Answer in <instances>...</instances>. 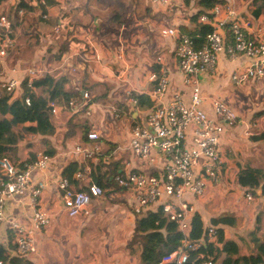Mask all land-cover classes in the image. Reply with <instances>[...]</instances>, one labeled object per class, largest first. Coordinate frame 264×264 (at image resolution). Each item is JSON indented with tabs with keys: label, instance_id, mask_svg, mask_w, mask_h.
<instances>
[{
	"label": "crops",
	"instance_id": "crops-1",
	"mask_svg": "<svg viewBox=\"0 0 264 264\" xmlns=\"http://www.w3.org/2000/svg\"><path fill=\"white\" fill-rule=\"evenodd\" d=\"M49 1L51 4L47 6L45 0H25L27 9L22 8L23 16L21 19L16 15L19 0H4L0 3V15L6 14L14 20L16 37L15 49L10 51L0 65V82L13 78H23L24 70L29 66H37L43 69L47 67L50 69L49 73L47 72L48 75L55 78L63 75L69 76L70 82L66 84L65 90L74 91L85 88L86 90L82 91H87L92 99L100 97L88 108L92 113L97 112L95 120L93 117L89 118L92 119V123L89 120L90 131L96 132L100 136L102 148H106L108 152L107 158H112L115 161L120 159L119 155L121 158L125 156L120 161L121 166L122 163L129 161L133 166L139 168L127 150L130 130L121 127L119 131L110 133V129L104 126L106 114L102 111V107L111 102L115 103L116 108L118 107L117 102L120 106H127L124 102L126 89H131L138 94L150 92L152 86L148 83V76L157 66L149 63L151 70L148 72L140 66V60L145 57L144 52L148 56L149 51L133 47L131 43L126 44V47L123 48L120 38L109 34L91 39L83 36L80 37L82 42L78 43L74 39L75 36H71L68 39L69 51L64 53L60 60L52 59L50 55L52 53L49 52L48 48L52 46L54 49L57 48L54 46L57 38L53 42L50 41L52 39L47 38L46 41L45 38H42L41 41H38L37 38H41L40 35H43V32L47 35L58 26H66V23L70 22L69 19L74 16L75 18H86L87 13L91 12L90 9L100 2L97 3L98 1L95 0L94 4L89 6L91 4L89 0L87 3L85 0H81L84 3L82 5H79V0ZM197 1L171 0L170 8L159 9L150 7L146 0L143 1L150 10L146 16H142L143 22L149 28V36L146 40L150 39L152 42L157 40L151 49L155 48L153 53L157 52L159 56L163 57V64L169 71L172 88L184 91V97L187 101L191 89L184 87L181 83V75L177 69L175 58L177 42L174 39H162L159 33L168 28H175L177 34L193 31L194 24L190 19L200 11ZM253 2L254 0H235L234 5L245 19H252L251 22H256L264 13V0L259 1L256 5ZM120 3V0H113V9H118ZM129 4H132L131 1ZM258 5L263 7L260 11H257ZM256 12H258L257 15ZM81 14L83 15L81 16ZM42 15H45L46 19L41 18ZM43 41H46V46H41ZM74 42L76 43L74 44ZM84 42H88L90 45L87 46V43ZM83 46L89 49L88 52H85ZM45 58L49 59L45 61ZM217 61L219 65L213 73L198 77V85L203 98L202 109L209 116H212V102L219 100L225 104L227 101V107L237 116L238 123L234 127H227L219 135L217 145L220 162L218 166L220 171L219 184L208 185L206 194L202 197L205 198V204L196 197L189 195L185 196V200L200 214L204 226L209 225L212 218L234 217L236 222L233 227L221 226L224 239L236 242L239 246L240 255H249L251 253L249 247L242 245L241 240L237 237H248L247 234L252 229L255 217L259 213L264 215V189L260 187L256 191V197L252 195L253 198L248 203L244 198V193L249 191L239 187L236 182V175L244 167L264 169V77L259 80H248L240 86L234 85L230 82L231 74L237 69L240 70L249 66L251 60L243 55L229 59L224 54H219ZM118 71L120 73L116 75ZM102 89H104L103 92ZM122 89L123 93L119 97V92ZM19 96L20 93L11 95L12 99H17ZM105 103L108 104L104 105ZM108 116L110 118L111 115ZM51 118L54 134L48 137V140L51 146L56 148V154L53 156L55 169L52 168L48 171L49 181L56 178L61 168L69 163L76 162L79 164L77 159H71L69 155L76 143L83 142L78 127L74 129L75 136L68 140L63 138L71 118V113L67 109L58 110V114L52 115ZM134 118L135 115L131 114L130 119L133 120ZM110 119L112 120V118ZM97 125L100 129L103 128L102 132L95 130ZM24 135L25 141L28 136L37 139V136L31 133H24ZM106 141L111 142L113 146L111 148L105 146ZM87 142L89 143V141ZM27 152L35 153V150L31 147V150L29 148ZM20 153L23 154L22 147ZM41 153L38 151L37 157ZM22 160L20 158V161ZM141 169L148 173L159 170L157 166H147ZM110 195H115L117 199H121L122 207H119L117 212L109 213L106 215V219H102L100 214L101 212L104 214L106 210L94 211L91 209L92 206H95L93 204L100 205L101 200H92L86 209L87 214H81L85 216V221L75 222L73 221L74 218H68L64 213L54 183L49 182L48 189L38 198V204L43 211L50 215L51 225L35 233L37 250L36 254L28 258V263L140 264L138 254L130 252L126 247L132 237L135 219L130 212L128 198L124 191L111 192ZM28 197L29 193L27 192L22 197H14L6 202V220L0 224V244L4 245L5 248H8L10 241L12 243L8 231L9 224L13 221L25 223L27 219H30L31 208ZM146 212H156V209L149 208ZM91 217H93L92 222L100 226L96 229V235H91L88 239V231L85 234L84 229L89 228L86 225H88ZM249 220H251L250 223ZM165 221L167 220L163 218L160 225ZM147 224V222L144 223V225ZM89 241L95 242H90V244ZM184 241L185 237L179 235L176 239L171 240V243L180 246ZM221 248V244H205L203 253L212 260L213 264H229L225 255L220 252ZM10 253L15 255V251ZM190 264H201V260L197 256Z\"/></svg>",
	"mask_w": 264,
	"mask_h": 264
},
{
	"label": "built area",
	"instance_id": "built-area-1",
	"mask_svg": "<svg viewBox=\"0 0 264 264\" xmlns=\"http://www.w3.org/2000/svg\"><path fill=\"white\" fill-rule=\"evenodd\" d=\"M234 2L222 0L199 16V24L211 27L199 47L188 35L177 34L175 28L159 33L162 39L177 42L175 58L181 83L191 89L188 101L184 91L172 88L169 71L161 56L154 59L153 66H157V69L148 76L152 89L146 95L153 103L151 108H140L134 95L138 93L133 90L126 89L124 92V102L136 121L129 132L127 150L139 168L129 161L124 162L112 180L125 192L132 215H140L149 208L160 210L162 218L172 223L177 233L185 237L184 243L163 257L159 264H187L191 253H197L201 264H213L200 250L205 244L215 243L217 229L207 226L205 238L199 241L189 239L190 220L195 210L186 202L185 196L201 198L209 184H219V135L227 127L236 126L238 118L219 100L212 102V116L202 109L198 77L214 72L219 54L229 59L243 55L251 60L249 66L231 74L232 84L240 86L248 80L264 77V13L259 20L251 22L252 19H245L239 13ZM146 3L155 9L171 7V0H146ZM16 15L21 19L22 8L17 9ZM41 18L46 19V16L42 15ZM15 47L14 20L2 14L0 65ZM46 74L43 68L29 66L25 68L23 78L0 82V96L21 94L22 87L32 90L33 84ZM82 92L83 100L79 106L75 101L67 105L70 113L84 108L90 101L89 93ZM24 103L30 105V98L25 97ZM88 108L86 115L91 113ZM47 109L51 115L58 114L59 109L54 102H47ZM110 114L112 121H117L121 112L111 107ZM86 137L89 143H76L68 154L79 164L93 159L102 150L101 138L96 132L89 131ZM147 166H157L159 170L148 173L141 169ZM52 168L55 169L53 157L45 155L38 156L30 163L22 161L21 169L7 158L0 159V171L5 175L0 178V224L6 220V202L29 193L31 216L27 219L28 223L13 221L8 226L15 254L21 259V264H28V258L36 254L35 233L51 225L50 215L41 210L38 204V198L48 189L49 182L54 183L68 218L87 214L86 209L92 200H102L104 196L105 189L91 181V169L87 165L70 177L63 178L59 172L56 178L49 181L48 171ZM244 198L249 203L253 196L246 192ZM0 264L11 263L0 261Z\"/></svg>",
	"mask_w": 264,
	"mask_h": 264
},
{
	"label": "trees",
	"instance_id": "trees-1",
	"mask_svg": "<svg viewBox=\"0 0 264 264\" xmlns=\"http://www.w3.org/2000/svg\"><path fill=\"white\" fill-rule=\"evenodd\" d=\"M4 0H0V3ZM222 0H198L197 6L200 8L194 14L190 21L194 24V30L185 32L194 42L196 47L204 41L211 27L201 25L198 23V18L201 14L212 9L216 4ZM259 1L254 0V4ZM46 5L49 6L51 2L45 0ZM19 8L27 9L25 0H19ZM263 7L258 5L260 11ZM258 12H256V15ZM68 52V48L60 49L58 56L55 57L60 60L64 53ZM157 69V68H156ZM70 82L69 76L63 75L59 78L52 77L46 74L41 80L33 84L32 90L22 87V93L17 99H12L10 94H2L0 96V159L7 158L13 165L21 169V144L23 143L24 133H31L37 136L38 143L33 145L32 148L35 153H29L25 162H33L38 154L53 157L56 154V148L51 146L48 137L53 136L54 127L51 123L52 115L47 109V102H54L58 109L64 111L68 108L71 101H75L79 106L82 103V90L85 88L77 89L74 91L65 90V86ZM156 85V82L154 83ZM39 92V95L37 93ZM139 107L142 109L151 108L153 103L150 101L146 94H134ZM30 98V105L24 103V98ZM100 97L91 98L88 104L76 112L71 113V118L68 121L67 130L63 136L68 140L75 136V127H78L80 137L83 142H87V133L90 131V124L83 123L82 126H77L73 117L85 113L91 103L96 102ZM123 107V106H118ZM129 111L128 106H124ZM81 129V130H80ZM108 148H111L110 142L105 143ZM40 154V153H39ZM108 152L96 154L93 159L87 160L80 164L76 162L69 163L64 168H61L60 175L63 178L70 177L74 172L89 164L91 167V181L102 188H106L108 194L111 192H122L123 189L115 184L112 180L113 175L118 173L121 169L120 161H113L107 158ZM96 160V161H95ZM93 161H95L93 163ZM5 175L0 171V178ZM104 182V186L103 183ZM236 182L240 188L251 192L256 197V190L259 187L264 189V169L244 167L241 168L236 175ZM106 194V190L104 192ZM195 210V209H194ZM134 228L130 242L127 244V249L130 252L138 254L140 264H159L163 257L169 255L177 249L176 245L171 243V240L176 239L179 235L177 229L172 223L162 221L160 210L156 212L142 211L140 215H134ZM148 223L144 225V223ZM211 226L217 229V238L214 244H221L220 252L225 255L229 264H264V233L262 238L258 237L261 230V214L259 213L254 220V229L252 228L249 234V243L252 245V252L249 255H240L239 246L236 242L225 240L221 226L233 227L235 225V218L232 216H222L219 218L210 219ZM160 225V226H158ZM200 214L195 210L194 215L190 220V233L189 239L191 241H199L205 238L206 228ZM10 237L12 235L9 233ZM11 251H15V245L9 242L8 248L0 244V261L3 263L21 264V259L15 255H11ZM200 252L203 253V247ZM204 254V253H203ZM197 253H191L189 256L190 264L196 257ZM32 264V263H28Z\"/></svg>",
	"mask_w": 264,
	"mask_h": 264
},
{
	"label": "rangeland",
	"instance_id": "rangeland-1",
	"mask_svg": "<svg viewBox=\"0 0 264 264\" xmlns=\"http://www.w3.org/2000/svg\"><path fill=\"white\" fill-rule=\"evenodd\" d=\"M94 1L95 0H89V3H91L89 6H91L92 3L94 4ZM97 1H98L97 3H99V2L100 3L94 5V7L92 9L89 8L91 10V12H89V14L87 13L88 16L86 18L81 19V18H75V16H74L73 18L69 19L70 22H67L66 26H64V27L61 26L58 29L55 28L54 31L47 33V35H45V33L43 32V35H40L41 38L38 37L39 39L37 38V40L41 41L40 39L45 38V40L47 41V38H48V39H52L50 41L53 42L57 38V40L54 42V44H55L54 46H56L57 48L54 49L53 46L51 48H48L49 52L52 53V54H50L52 59L57 60L55 57L58 56L60 49H64L67 47L68 51H69V49H70L69 44L70 43L68 42V39L71 36H75L74 39L78 43L80 41L82 42V40H80V37H83V36L84 37L87 36L88 38L91 39L92 37L96 38L98 36H103V35L108 36V34L110 36L113 35L115 37L120 38V40L122 41L120 43L122 44L123 48L126 44L131 43L133 47H136L138 49L142 48V49L146 50L147 52L149 51L148 56L144 52L143 55L146 58L143 56L144 58H142L140 60V66L142 69H145L147 72L149 70H151V66H149V63L153 64L154 59L157 57L155 55H158L157 52L153 53L155 51V48L154 49H151V48L157 42V40H154L153 42L150 39L146 40L149 36V32H148L149 28L143 22L142 16L143 15L146 16L150 10H148L149 8L143 2L144 0H120L121 3L118 4V5H120L118 9H113V6H114L113 0H106V1L105 0H97ZM129 1H131V3H132L131 5L129 4ZM85 3H87V0H85ZM82 4H84V3H82L81 0H79V5H82ZM134 7H136V8H134ZM80 9H83V8H80ZM82 15L83 14H81V16ZM126 37H127V39H126ZM143 39H144V41H142ZM46 41H43L42 42L43 45H41V46H46ZM76 42H74V44ZM84 43H87V46L90 45V44H88V42H84ZM83 49L85 50V52H88V50H89L84 46H83ZM48 59L49 58H45V61ZM217 62L215 64V69L219 65V62L218 63ZM49 70L50 69L45 67L46 73ZM138 71H141V70H138ZM119 73H120V71H118L116 75H118ZM103 91H104V89H102V92ZM122 91H123V89L119 92V97L122 95V93H123ZM106 104H108V103H105L104 105H106ZM117 104H118L117 106H119V102H117ZM225 104L227 106V101H225ZM112 106L115 107V103L111 102V103H109V105L102 107V111H104L106 114V117L104 118V126L107 129H110V133L119 131V129H121V127L125 130H130L132 128V126L136 123V121H134V119L133 120L130 119L131 113L127 109H125L124 107H117V109L121 112L120 118L117 121H112L110 119L111 116H110V118L108 116V115H111L109 109ZM96 113L97 112H95V113L91 112L89 115H86L85 113H83V114L81 113L80 115H76L75 117H73V119H74L75 123L77 124V126H82L83 123L90 124L89 120H91V123H92V119H89V118L93 117V119L95 120ZM95 130L102 132L103 128L100 129V127L97 125ZM120 131H122V130H120ZM117 134L120 135V133H117ZM24 137H25V135H24ZM37 140L38 139H36V138H31V136H28V139H26V141L24 138V141L21 144L22 151H23V154L21 155L22 156L21 158L23 159L22 161L27 160L26 157L29 153V152H27V149L30 148V150H31V147L38 143ZM106 142H108V141H106ZM104 145L107 146L106 144H104ZM25 152H26V154H25ZM106 152H107L106 148H102L101 153L104 154ZM124 157L125 156H122V158H121V156L119 155L120 159H117V161H121ZM110 160H111V158H110ZM95 161H93V163ZM87 165L89 167H91L89 164H87ZM102 183L104 186V182H102ZM105 190H106V194L104 193V196L101 200V204L98 206L96 204H93L95 206L91 207V209H93L94 211L106 210V211H104V214L102 212L100 214L102 219H106V215H109V213L117 212L119 207H122L121 201H120L121 199H117V197L115 195L108 194L106 188H105ZM196 199H199V201H201L202 203L205 204V200H204L205 198L201 197V198H196ZM117 205H118V207H117ZM39 208L41 210H43L41 208V206ZM62 208H63V206H62ZM97 208H99V209H97ZM247 208H249V207H247ZM92 216H94V215H92ZM84 219H85V216L79 215L78 217L74 218L73 221L83 222V221H85ZM263 219H264V215H261V220H263ZM92 221H93V217L89 218V221H88L89 223H88V225H86V227H89V228L84 229L85 234L88 231V233H87L88 239L91 235H94V234L96 235V233H95L96 229L100 226L99 224H95ZM250 221L251 220H249V223H250ZM252 228L254 229V224H253ZM263 233H264V221H262L260 233L257 234L258 237L262 238ZM237 238L239 240H241L242 245L249 247V252H252V250L250 248L249 237L245 236L244 238H241V237H237ZM90 242L91 241H89V243ZM94 242L95 241H93L91 243H94Z\"/></svg>",
	"mask_w": 264,
	"mask_h": 264
},
{
	"label": "water",
	"instance_id": "water-1",
	"mask_svg": "<svg viewBox=\"0 0 264 264\" xmlns=\"http://www.w3.org/2000/svg\"><path fill=\"white\" fill-rule=\"evenodd\" d=\"M82 94H83V92H81V95H82ZM259 188H260V187H259ZM259 188H258L257 190H259ZM257 190H256V191H257Z\"/></svg>",
	"mask_w": 264,
	"mask_h": 264
}]
</instances>
